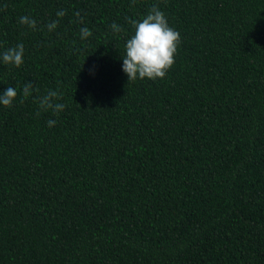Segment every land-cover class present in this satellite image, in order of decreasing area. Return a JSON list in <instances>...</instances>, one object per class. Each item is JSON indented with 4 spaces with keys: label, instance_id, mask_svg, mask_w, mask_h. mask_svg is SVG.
<instances>
[{
    "label": "trees",
    "instance_id": "trees-1",
    "mask_svg": "<svg viewBox=\"0 0 264 264\" xmlns=\"http://www.w3.org/2000/svg\"><path fill=\"white\" fill-rule=\"evenodd\" d=\"M155 4L175 64L128 81L127 19ZM18 43L20 68L0 60V93L18 91L0 105V264H264V0H0V53ZM57 88L65 110L37 117Z\"/></svg>",
    "mask_w": 264,
    "mask_h": 264
},
{
    "label": "clouds",
    "instance_id": "clouds-1",
    "mask_svg": "<svg viewBox=\"0 0 264 264\" xmlns=\"http://www.w3.org/2000/svg\"><path fill=\"white\" fill-rule=\"evenodd\" d=\"M135 0H133V3ZM57 17H63L66 12L60 10L56 13ZM19 24L27 26L33 31L37 30V21L29 15H23L19 18ZM59 20H54L46 25L49 32L57 28ZM134 30L125 43V54L122 56V70L127 75L128 81L137 79H163L168 71L175 64V57L178 47L181 43V35L174 28L169 26L168 18L160 9L159 4L153 5L142 19H127ZM115 33L124 32L125 29L113 22L110 25ZM43 30V29H41ZM92 32L87 27L80 28V38L87 39ZM24 45L18 43L14 47L7 48L0 53V60L6 65L20 68L24 63ZM33 92L39 93L31 81L25 83L22 88L24 102ZM18 97V91L14 87H8L0 93V105L11 108ZM62 93L59 89H48L46 94L38 95L34 98V103L38 105L36 116L39 117L41 112L51 111L53 116H59L67 107L66 104L60 103ZM56 119L47 121L48 127H54Z\"/></svg>",
    "mask_w": 264,
    "mask_h": 264
}]
</instances>
